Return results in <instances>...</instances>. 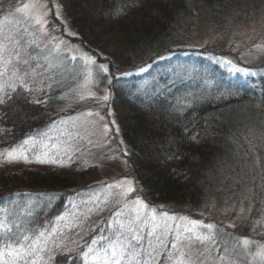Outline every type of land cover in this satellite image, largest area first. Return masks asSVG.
<instances>
[{
    "label": "rangeland",
    "instance_id": "374dc122",
    "mask_svg": "<svg viewBox=\"0 0 264 264\" xmlns=\"http://www.w3.org/2000/svg\"><path fill=\"white\" fill-rule=\"evenodd\" d=\"M73 1L0 0V35L14 36L20 42L15 49L8 44L5 59L16 52L19 60L35 56L30 45L58 48V52L45 53L41 60L49 70L36 69L26 81L36 95L35 101L42 95L43 105H50L53 120L46 129H40L38 141L33 139L37 134L24 138L22 146L26 151L21 146H11L4 155L0 153V160L5 158L20 166L38 159L54 160L74 171L76 195L54 216L53 232L79 227L81 232L91 225L101 226L92 233L99 240L110 231L125 232L119 225L131 223L145 237V264H177L181 251L186 253L182 258L186 264H260L258 258L246 255L237 241H254L249 246L252 252L264 244V125L252 133L250 146L240 152L237 169L226 168L213 175L204 193L181 207L153 201L135 174L131 147L122 132L120 112L125 109L118 96L127 89L124 86L119 91L116 85L121 76L127 80L138 76L137 86L144 88L163 75H192L198 70H213L216 65L224 73L236 76L244 75L234 68L255 73L249 77L263 75L264 0L189 2L163 39L145 41L129 51H124L117 39L95 36L97 30L85 35L91 39L89 43L87 39L83 41L86 33L79 29L70 12ZM24 4L27 9L18 12L16 9ZM37 19L40 24H36ZM119 53L127 54V60ZM72 56L77 57L75 62ZM192 57L197 61H188ZM19 60L13 59L12 63L19 64ZM101 65L108 68L107 73ZM32 66L35 67L34 61ZM142 68L147 70L141 71ZM4 80L0 78V83ZM45 90L55 92V104L43 95ZM33 144L39 145L35 152ZM13 149L17 156L27 155L28 161L9 160L7 153ZM192 221L197 223L193 225ZM206 224H212L213 229L204 227ZM209 237L217 243L213 244ZM173 242L178 249L171 248ZM4 255L0 256V264H19ZM93 258L104 260L103 255ZM110 258L109 253L106 259Z\"/></svg>",
    "mask_w": 264,
    "mask_h": 264
},
{
    "label": "trees",
    "instance_id": "16d2710c",
    "mask_svg": "<svg viewBox=\"0 0 264 264\" xmlns=\"http://www.w3.org/2000/svg\"><path fill=\"white\" fill-rule=\"evenodd\" d=\"M193 1L74 0L70 12L86 33L83 41L88 32L97 30L101 33L95 36L117 39L124 51H129L145 41L163 39ZM118 55L127 60V54ZM188 61L197 60L192 57ZM220 68L216 65L213 70L172 78L163 75L144 88H138V76L134 80L120 77L116 89H127L117 95L125 109L120 112L122 132L131 147L135 174L151 200L181 207L195 199L204 193L213 175L226 168L237 169L240 152L250 146L252 133L264 125V74L236 76ZM54 93L43 91L52 105L56 103ZM26 95L32 102L13 94L11 100L0 105L2 155L11 146H21L26 151L22 146L24 138L37 134L33 139L38 141L40 129H46L54 118L50 105L33 103L36 95L32 89ZM0 98L6 99L5 94L0 93ZM42 98L40 95L39 101ZM4 159L0 160V253L5 254L4 258L24 264L13 249L26 254V248H8L5 241L17 236L27 245L29 242L22 239L27 235L33 249H43L34 256L26 255L28 264H111L103 251L109 241L98 240L99 236L92 234L101 226L91 225L81 232V227L52 230L54 216L76 195V179L70 167L35 161L20 166ZM41 232L45 235L37 239ZM114 234L110 231L104 237ZM93 239L98 243H91ZM89 247L92 253H88ZM10 251L11 256L7 255ZM100 255L103 262L93 258ZM141 259L146 261L144 251L131 260L126 255L122 264H138Z\"/></svg>",
    "mask_w": 264,
    "mask_h": 264
},
{
    "label": "snow or ice",
    "instance_id": "6c2138e0",
    "mask_svg": "<svg viewBox=\"0 0 264 264\" xmlns=\"http://www.w3.org/2000/svg\"><path fill=\"white\" fill-rule=\"evenodd\" d=\"M28 5L24 4L23 8H17L16 10L18 12H23L25 9H27ZM40 20H36V24H40ZM26 31V30H25ZM7 41L8 43H5ZM12 44L13 48H18L19 47V40H16L14 36H3L0 35V78L6 77V79L3 81V83H0V93H4L6 96V99L0 98V105H4L6 101H9L12 99L13 94L16 95V97L23 98L25 102H32L28 101L27 98V93L31 91L29 88V85L26 83L28 77L30 75H34L36 69L39 68H44L45 71H48L49 69L45 67V64L41 63V60L44 59L45 53L47 54H52L53 52H58V48L53 47L49 48L48 45H44L43 48L40 47V45H35L34 47L30 45L29 47L32 48V51L36 53L35 56H30L29 59H23L19 60V52L15 53V56H12L11 54L9 55L8 59H5L3 54L4 52L8 51V44ZM17 59L19 60V64H13L12 60ZM71 60L75 62L77 60V57L72 56ZM35 62V67L32 66V62ZM94 63V61L92 62ZM227 64H231V61H225ZM11 65V71L9 73L8 69L9 66ZM100 68L103 70V72L107 73L108 68L101 65ZM147 68H142L141 71H146ZM235 72L240 73L244 76H251L255 75V73L249 72L246 69H241V68H234L233 69ZM87 76L91 77L92 73L88 72ZM51 79V77H49ZM5 87L8 89V91L5 93ZM19 89V90H18ZM238 91V90H237ZM105 100L108 99L107 96L104 97ZM43 101H34L33 103L39 104L42 103ZM27 143V141H25ZM44 147H47V145H44ZM39 148V145L33 144V152L37 151ZM15 149L7 153V156L9 160L15 161L20 158H23L26 162L28 161V156L23 155L21 153L20 156L15 155ZM126 155V153H124ZM46 155V153H45ZM38 163L44 164V163H55L54 160H46V159H38ZM133 191V189H129V192ZM140 216L139 213L136 215V220H139ZM193 225L197 223V221H192L191 222ZM110 227V226H109ZM119 227L121 229H125V232H119L115 233V240L112 239V237H102V240H107L109 241L108 247L104 249L105 255L108 256L110 253L111 257V264H122L123 258L127 255L129 259L131 260L132 258L140 255L144 251V236L140 234V229L139 227H134L131 223L128 224L127 226L124 224H120ZM207 229H213L212 224H206L204 225ZM45 234L43 232L38 234V237H43ZM123 237V238H122ZM23 241H28L29 243L27 245H24L21 243V239L17 236H9L7 240L5 241V246L8 248H13V245L18 246L20 249H25L26 248V254L23 251L16 250L15 248L13 249L16 251V255L24 261V264H28V261L26 259L27 256H34L36 252L43 251V249L37 247L33 249L32 243L30 241V237L27 235L23 236ZM179 239V237H177ZM197 240H200L199 237H196ZM211 240L213 244H216V240L212 237L208 238ZM55 240V237L53 236V241ZM45 246L47 245V240L42 241ZM203 241H201L202 243ZM91 243H98L95 239L91 241ZM239 245H242V247L246 250V255H252L253 259L258 258L260 261V264H264V244H260L258 246V250L255 252H252L251 248L249 247L251 244H254V241H250L248 238H241L239 241H237ZM149 246H151V242H149ZM165 248H167V245H164ZM171 248L176 250L178 249V244L176 242H173L171 244ZM137 249L140 250V253L137 252ZM93 249L91 247L88 248V253H92ZM4 253H0V256H2ZM7 255L11 256L12 252H8ZM186 255L185 252L181 251L180 252V257L178 258L177 264H186V262L182 259ZM203 255V253H201ZM119 257V258H118ZM223 259V257H220ZM5 264H9V262H5ZM33 264H35V261H33ZM138 264H145L143 259H141Z\"/></svg>",
    "mask_w": 264,
    "mask_h": 264
}]
</instances>
